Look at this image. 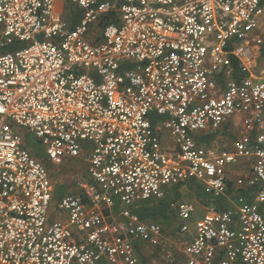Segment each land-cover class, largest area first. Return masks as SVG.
Returning <instances> with one entry per match:
<instances>
[{"label": "built area", "instance_id": "built-area-1", "mask_svg": "<svg viewBox=\"0 0 264 264\" xmlns=\"http://www.w3.org/2000/svg\"><path fill=\"white\" fill-rule=\"evenodd\" d=\"M65 4L82 13L73 29ZM15 42L27 45L0 54V264H138L162 227L129 208L190 181L239 194L198 219L176 203L182 264H264V70L245 63L264 47V0H0V50ZM234 116L232 151L198 141ZM16 126L55 165L84 157L64 221L49 218L50 172Z\"/></svg>", "mask_w": 264, "mask_h": 264}, {"label": "rangeland", "instance_id": "rangeland-1", "mask_svg": "<svg viewBox=\"0 0 264 264\" xmlns=\"http://www.w3.org/2000/svg\"><path fill=\"white\" fill-rule=\"evenodd\" d=\"M68 9V4L64 6V12ZM1 54V53H0ZM254 57V56H253ZM251 68H253L254 72H261L264 69V51L259 53L257 58H253L250 63ZM16 130L18 133L22 135L25 148L32 153L34 156H38L40 153H43V149L39 144L38 140L25 128L16 126ZM221 131L218 132V134ZM221 135V136H219ZM216 136L217 138V146H221L222 144L227 143L226 139L233 140L234 135L229 132H224V134H219ZM166 146H172L171 140L168 135H165ZM46 166L50 172L51 182L54 189L53 201L51 204V210L49 213V218L54 219L57 218L60 214V210L58 209V203L61 199L62 195L68 193H76L78 194L82 192L79 187L74 188L72 186L73 181H81V184L88 183L89 176L86 172V165L83 162V159H64L63 165L57 167V164L47 159ZM239 167L234 169L230 177L234 180L237 176H243V172L245 171V167L243 165H238ZM77 183V182H76ZM76 186V184H75ZM181 199L180 201H190L195 203L197 206V212L194 216L195 219L201 217L203 209L201 208L200 201L197 199L196 195L184 188V186L180 189ZM121 209L120 204L116 205V210L119 211ZM115 211V210H114ZM62 216V215H60ZM64 216V215H63ZM162 227V235L157 246H142L139 250V262L138 264H182L184 260L183 249L184 245L187 242V237L184 236L178 229L179 223L176 219H173L171 222L167 224H160Z\"/></svg>", "mask_w": 264, "mask_h": 264}, {"label": "trees", "instance_id": "trees-1", "mask_svg": "<svg viewBox=\"0 0 264 264\" xmlns=\"http://www.w3.org/2000/svg\"><path fill=\"white\" fill-rule=\"evenodd\" d=\"M66 14H67L70 28L73 29L80 21L82 13L77 8H75L73 5H68ZM104 24H105V21L104 23H102V26ZM26 45L27 44L23 42H15L13 44L5 46L3 49L0 50V53L1 54L10 53V52L15 51L16 49L23 48ZM231 65H232V69H233L235 76L242 73V70L239 67L238 60L236 58H232ZM159 119L160 118L157 117L154 113L150 114V121H151L152 126H155ZM217 134H214L211 136L204 135L203 137H200L197 139L201 143L208 144L210 140H212L213 136ZM39 156L37 157L41 161L45 159L44 153H42V155L40 153ZM182 186H184V188L194 193L202 205H205V206L213 205L218 210H225L226 208H228V199L226 198V196L232 199L233 197H235V195L239 194V192L234 193V190L231 187H228L226 196L214 198V197H211L204 190V187L202 185L196 182L190 181L184 185L181 184V185L168 188L167 190L164 191L163 196L159 199H150V200L135 204L134 206L129 208L131 215L137 217L142 222H155V223L162 224V225L171 222L173 219H176L175 205L181 199L180 189ZM114 210L117 211L116 207L114 208Z\"/></svg>", "mask_w": 264, "mask_h": 264}, {"label": "crops", "instance_id": "crops-1", "mask_svg": "<svg viewBox=\"0 0 264 264\" xmlns=\"http://www.w3.org/2000/svg\"><path fill=\"white\" fill-rule=\"evenodd\" d=\"M68 5H70V4H68ZM61 6H62V4H61ZM66 6H67V4H66ZM264 51V47H261V48H259V47H253V48H251V56H250V58L248 59V60H246V65H247V67L250 69V71H253V68H251V66H250V63L252 62V60H253V58H257L258 57V55H259V53L261 54V52H263ZM254 56V57H253ZM264 70V69H263ZM262 71V70H261ZM240 119H241V117H238V116H234L232 119H230L219 131H221V133H219V134H224V132L226 133V132H229V133H232L233 135H234V139L233 140H230V139H226V142L227 143H225V144H222L220 147L219 146H217V141H216V139L215 138H217L216 136H218L219 134H217V135H215V136H213V138H212V140H210V142L208 143V144H206V145H212V146H214V147H216L217 149H226V150H229V151H232V149H233V145H234V142L236 141V139H238L243 133H244V131H243V129H242V126H241V122H240ZM204 135H201V136H199V138L200 137H203ZM219 136H221V135H219ZM204 144V143H203ZM42 155V154H41ZM39 156V155H38ZM39 157H41V156H39ZM36 158L39 160V161H41L37 156H36ZM47 157L45 156V159L43 160V161H41L45 166H46V163L45 162H47ZM79 159H83V162H84V157L82 156L81 158H79ZM48 160H50V159H48ZM63 162H64V160L62 161V163L61 164H59V165H57V167H60V166H62L63 165ZM85 163V162H84ZM250 164H251V159H249V158H246V159H241L239 162H238V164L237 165H235V166H233V168L231 169V171H230V174H231V172L236 168H238L239 166L238 165H243V167H245V171L243 172L244 174H243V176L244 175H247L248 173H249V168H250ZM86 165V164H85ZM46 168H47V166H46ZM49 171V170H48ZM89 181V180H88ZM77 182V183H76ZM81 181H78V180H76V181H73V183H72V186L74 187V188H76V187H79V185H81ZM75 184H76V186H75ZM229 187H231L233 190H234V193L235 192H238V190L237 189H235V187H234V185H233V183L232 182H230L229 183ZM76 190H78L77 188H76ZM76 192V194H77V191H75ZM233 193V194H234ZM54 194V193H53ZM69 194V193H68ZM66 195V194H65ZM54 196V195H53ZM64 195H62L61 196V198L63 197ZM226 196V195H225ZM232 196H234V195H232ZM236 196V195H235ZM226 198L228 199V207L229 206H231L232 205V200L234 199V197L232 198V199H230L229 197H227L226 196ZM180 201V200H179ZM178 201V202H179ZM195 204V203H194ZM201 204V203H200ZM196 206V205H195ZM206 207L207 206H205V205H202L201 204V208L203 209V212H204V210L206 209ZM120 211V210H119ZM119 211H114L113 210V212H115V213H118ZM196 212H197V206H196ZM202 212V213H203ZM108 213V212H107ZM60 215H62V214H59L58 215V217H57V219H59V220H62V221H64L65 220V217L62 215V216H60ZM176 220H177V218H176ZM178 221V220H177Z\"/></svg>", "mask_w": 264, "mask_h": 264}, {"label": "water", "instance_id": "water-1", "mask_svg": "<svg viewBox=\"0 0 264 264\" xmlns=\"http://www.w3.org/2000/svg\"><path fill=\"white\" fill-rule=\"evenodd\" d=\"M11 128H12V130H15V127L13 125L11 126Z\"/></svg>", "mask_w": 264, "mask_h": 264}]
</instances>
